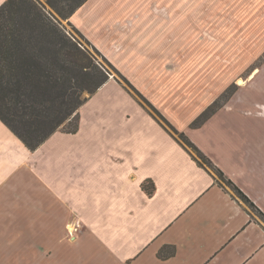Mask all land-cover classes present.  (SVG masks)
<instances>
[{"label": "crops", "instance_id": "1", "mask_svg": "<svg viewBox=\"0 0 264 264\" xmlns=\"http://www.w3.org/2000/svg\"><path fill=\"white\" fill-rule=\"evenodd\" d=\"M91 4L68 22L257 214L111 77L35 151L0 120V264H264V1Z\"/></svg>", "mask_w": 264, "mask_h": 264}, {"label": "trees", "instance_id": "2", "mask_svg": "<svg viewBox=\"0 0 264 264\" xmlns=\"http://www.w3.org/2000/svg\"><path fill=\"white\" fill-rule=\"evenodd\" d=\"M88 1L7 0L0 6V120L32 151L60 129L77 132L79 109L110 79L107 65L199 165L211 169L221 186L231 187L238 199L256 210L251 200L184 133L173 127L77 28L70 23L94 52L67 31L61 20L68 21ZM85 93L88 95L84 96ZM225 94L192 126L201 125L220 108L233 94L232 89ZM67 123L70 127L66 129ZM143 188L150 194L154 185L147 181Z\"/></svg>", "mask_w": 264, "mask_h": 264}, {"label": "rangeland", "instance_id": "3", "mask_svg": "<svg viewBox=\"0 0 264 264\" xmlns=\"http://www.w3.org/2000/svg\"><path fill=\"white\" fill-rule=\"evenodd\" d=\"M127 1H139V0H91V7L89 8V9H87V11L86 12H88V13H91L92 11L94 12L95 10L96 11H100V9L99 8H96V7H99L101 4L102 5H104L105 7H110V8H112V10L111 11H113V10H115V9H117L119 6H120V2H127ZM192 1H194L195 2V0H192ZM196 1H198V2H202L203 4L205 3V2H218V0H196ZM226 2L227 1H230V0H225ZM235 1V3H237V2H239V1H241V2H247V3H250V2H253L254 0H234ZM260 1H264V0H260ZM48 9H50L51 10V8L48 6ZM205 11V10H204ZM121 15H124V16H126L127 14H121ZM62 21V23H63V25L66 27V29H67V31L69 32V33H71V34H73V35H75L76 37H78V35L76 34V32H75V30H74V28H73V26H71L70 25V22H68L67 20H61ZM79 38V37H78ZM79 40H81L82 41V43H83V45L85 46V47H87V48H89L91 51H93V49H92V47H90L89 45H87V43L85 42V41H83L81 38H79ZM257 44H259L260 45V47H258L255 51L253 50L254 49V47H253V45H254V43H252V42H250V43H245V47H246V49H248V51L249 50H253L252 52H253V54L251 55V56H254L255 54H257L260 50L261 51H263L264 50V41H259V42H256ZM92 44V43H91ZM252 46H251V45ZM93 45V44H92ZM249 45H250V47H249ZM95 47V46H94ZM96 48V47H95ZM94 52V51H93ZM94 54V56H96L97 57V55L95 54V53H93ZM101 57L99 56V60L102 62V59H100ZM250 60H253V57H250V58H247L246 59V61H250ZM264 62V57L263 58H259V60H255L252 64H251V66L248 68V70L250 71L251 69H253L254 67H256V66H259V65H261L262 63ZM105 65V64H104ZM108 69H109V71H110V78L111 77H115L116 79H121L122 80V78L118 75V73H116L114 70H112V69H110L107 65H105ZM115 67V66H114ZM231 84V83H230ZM240 85V84H239ZM229 89H232V91H233V94L231 95V97L234 95V93L235 92H237V90H238V84L236 83V82H232V84L229 86V87H227V89L225 90V91H223V93H220L219 94V96H220V98L221 97H223V96H226V92L229 90ZM88 94H84V96H87ZM230 97V98H231ZM68 127H70L69 125H68V123L65 125V128L67 129ZM64 129V128H63ZM62 129V130H63ZM231 188V187H230ZM254 212L257 214V211L256 210H254Z\"/></svg>", "mask_w": 264, "mask_h": 264}]
</instances>
